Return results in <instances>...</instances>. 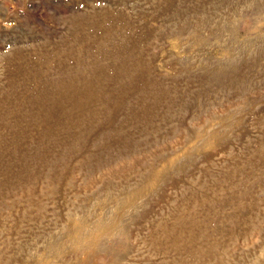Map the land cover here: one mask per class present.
Instances as JSON below:
<instances>
[{
  "label": "rangeland",
  "instance_id": "obj_1",
  "mask_svg": "<svg viewBox=\"0 0 264 264\" xmlns=\"http://www.w3.org/2000/svg\"><path fill=\"white\" fill-rule=\"evenodd\" d=\"M0 264H264V0H0Z\"/></svg>",
  "mask_w": 264,
  "mask_h": 264
},
{
  "label": "bare ground",
  "instance_id": "obj_2",
  "mask_svg": "<svg viewBox=\"0 0 264 264\" xmlns=\"http://www.w3.org/2000/svg\"><path fill=\"white\" fill-rule=\"evenodd\" d=\"M69 89H71V88H69ZM75 97V96H74ZM73 109L72 110H74L75 112L77 111V110H79V109H77L78 108V106H77V108L76 107H72ZM69 109V108H68ZM77 109V110H76ZM66 110V109H65ZM69 112V111H68ZM78 112V111H77ZM70 113H71V111H70Z\"/></svg>",
  "mask_w": 264,
  "mask_h": 264
}]
</instances>
